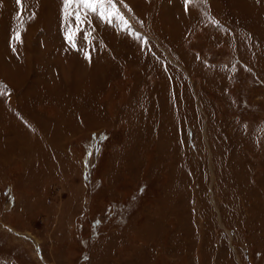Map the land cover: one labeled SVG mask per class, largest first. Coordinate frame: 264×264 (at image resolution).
<instances>
[{
	"label": "rangeland",
	"instance_id": "374dc122",
	"mask_svg": "<svg viewBox=\"0 0 264 264\" xmlns=\"http://www.w3.org/2000/svg\"><path fill=\"white\" fill-rule=\"evenodd\" d=\"M112 6L0 0V264H264V0Z\"/></svg>",
	"mask_w": 264,
	"mask_h": 264
},
{
	"label": "snow or ice",
	"instance_id": "6c2138e0",
	"mask_svg": "<svg viewBox=\"0 0 264 264\" xmlns=\"http://www.w3.org/2000/svg\"><path fill=\"white\" fill-rule=\"evenodd\" d=\"M189 0H185L188 3ZM17 4H22V0H17ZM63 12L65 20H72L73 23L68 25V31L65 34L66 41L74 48H77L76 37L79 35V25L87 22V16L89 14L96 15L99 19L110 23L111 19L118 16V10L112 6L110 9L105 5H112V0H62ZM123 21V17H120ZM13 39L19 41V32L14 33ZM84 40L88 42V38L84 37ZM13 51L15 48L13 47ZM85 58L91 59L90 54L85 52ZM3 93L0 92V95Z\"/></svg>",
	"mask_w": 264,
	"mask_h": 264
}]
</instances>
